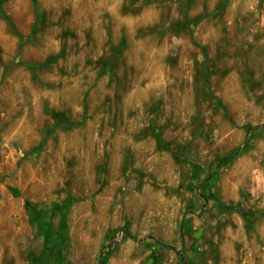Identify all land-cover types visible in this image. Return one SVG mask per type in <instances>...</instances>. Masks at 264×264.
<instances>
[{
	"label": "rangeland",
	"instance_id": "1",
	"mask_svg": "<svg viewBox=\"0 0 264 264\" xmlns=\"http://www.w3.org/2000/svg\"><path fill=\"white\" fill-rule=\"evenodd\" d=\"M109 252L264 264V0H0V264Z\"/></svg>",
	"mask_w": 264,
	"mask_h": 264
},
{
	"label": "trees",
	"instance_id": "2",
	"mask_svg": "<svg viewBox=\"0 0 264 264\" xmlns=\"http://www.w3.org/2000/svg\"><path fill=\"white\" fill-rule=\"evenodd\" d=\"M179 2H181V0H179ZM182 9L184 8L183 6H181ZM238 156V153H235L233 155H229L227 157H224V158H221L219 159L215 164H216V173H214L213 175L209 176L204 182L205 184H208V185H213L214 182L216 181V177H217V173L218 171H220L221 169L225 168L229 162H231L233 159H235L236 157ZM194 171L196 172V168H194ZM195 176H196V173H195ZM199 176V175H198ZM201 196L203 198H205L206 200L209 201V198L206 196V195H203V193L201 194ZM111 252L109 253H106V254H103L102 255V258H101V261H100V264H106L108 258L111 256ZM38 264H49V260H48V257H46L43 261H41L40 263Z\"/></svg>",
	"mask_w": 264,
	"mask_h": 264
},
{
	"label": "crops",
	"instance_id": "3",
	"mask_svg": "<svg viewBox=\"0 0 264 264\" xmlns=\"http://www.w3.org/2000/svg\"><path fill=\"white\" fill-rule=\"evenodd\" d=\"M47 255V256H46ZM46 257H48L49 260V264H70L67 262V260L65 259V257H57L55 255H53L52 253H45L43 255H40L37 258L38 262L43 261ZM91 264V263H90Z\"/></svg>",
	"mask_w": 264,
	"mask_h": 264
},
{
	"label": "water",
	"instance_id": "4",
	"mask_svg": "<svg viewBox=\"0 0 264 264\" xmlns=\"http://www.w3.org/2000/svg\"><path fill=\"white\" fill-rule=\"evenodd\" d=\"M150 240H153V241H154V239H153V238H150ZM182 244H183V238H182Z\"/></svg>",
	"mask_w": 264,
	"mask_h": 264
}]
</instances>
